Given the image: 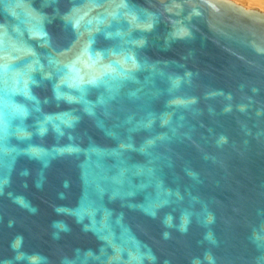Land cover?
Returning a JSON list of instances; mask_svg holds the SVG:
<instances>
[{
  "label": "water",
  "instance_id": "water-1",
  "mask_svg": "<svg viewBox=\"0 0 264 264\" xmlns=\"http://www.w3.org/2000/svg\"><path fill=\"white\" fill-rule=\"evenodd\" d=\"M0 264H264V13L0 0Z\"/></svg>",
  "mask_w": 264,
  "mask_h": 264
},
{
  "label": "bare ground",
  "instance_id": "bare-ground-1",
  "mask_svg": "<svg viewBox=\"0 0 264 264\" xmlns=\"http://www.w3.org/2000/svg\"><path fill=\"white\" fill-rule=\"evenodd\" d=\"M243 8L253 9L264 13V0H225ZM243 4V5H242Z\"/></svg>",
  "mask_w": 264,
  "mask_h": 264
},
{
  "label": "snow or ice",
  "instance_id": "snow-or-ice-1",
  "mask_svg": "<svg viewBox=\"0 0 264 264\" xmlns=\"http://www.w3.org/2000/svg\"><path fill=\"white\" fill-rule=\"evenodd\" d=\"M92 82H94V81H89V83H92Z\"/></svg>",
  "mask_w": 264,
  "mask_h": 264
},
{
  "label": "rangeland",
  "instance_id": "rangeland-1",
  "mask_svg": "<svg viewBox=\"0 0 264 264\" xmlns=\"http://www.w3.org/2000/svg\"><path fill=\"white\" fill-rule=\"evenodd\" d=\"M243 5V4H242Z\"/></svg>",
  "mask_w": 264,
  "mask_h": 264
}]
</instances>
